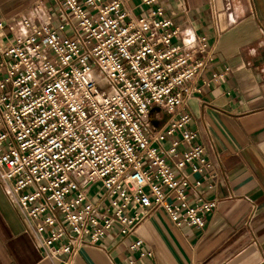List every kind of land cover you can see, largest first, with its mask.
<instances>
[{"label": "built area", "instance_id": "built-area-1", "mask_svg": "<svg viewBox=\"0 0 264 264\" xmlns=\"http://www.w3.org/2000/svg\"><path fill=\"white\" fill-rule=\"evenodd\" d=\"M54 2L56 27L25 19L16 37L0 23V184L45 259L71 264L116 232L151 260L137 237L151 216L203 230L219 205L188 111L224 78L203 79L215 45L175 43L160 0H141L140 16L124 0Z\"/></svg>", "mask_w": 264, "mask_h": 264}, {"label": "crops", "instance_id": "crops-1", "mask_svg": "<svg viewBox=\"0 0 264 264\" xmlns=\"http://www.w3.org/2000/svg\"><path fill=\"white\" fill-rule=\"evenodd\" d=\"M136 16L149 10L141 0H124ZM174 20L184 46L196 36L215 45L214 63L203 79L225 74L203 88L189 105L190 128L198 133L211 164L207 199L218 208L206 227L176 229L164 212L138 230L153 259L129 250L136 237L107 236L100 247H84L71 264H264V0H160ZM33 25L58 24L54 0H0V23L15 25V36ZM63 34V33H61ZM65 34H68L65 33ZM158 117L166 121L167 114ZM216 174L214 180L210 175ZM202 179L194 176L193 181ZM194 198L190 199L194 203ZM0 264H66L45 259L0 184Z\"/></svg>", "mask_w": 264, "mask_h": 264}, {"label": "rangeland", "instance_id": "rangeland-1", "mask_svg": "<svg viewBox=\"0 0 264 264\" xmlns=\"http://www.w3.org/2000/svg\"><path fill=\"white\" fill-rule=\"evenodd\" d=\"M99 84L101 85V83L99 82ZM101 87V86H100Z\"/></svg>", "mask_w": 264, "mask_h": 264}]
</instances>
